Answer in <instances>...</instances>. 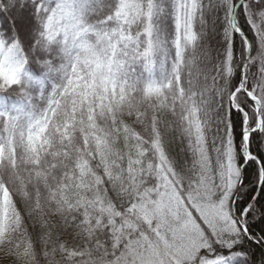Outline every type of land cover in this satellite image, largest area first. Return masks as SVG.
I'll use <instances>...</instances> for the list:
<instances>
[{
  "label": "snow or ice",
  "instance_id": "obj_1",
  "mask_svg": "<svg viewBox=\"0 0 264 264\" xmlns=\"http://www.w3.org/2000/svg\"><path fill=\"white\" fill-rule=\"evenodd\" d=\"M0 251L264 264V0H0Z\"/></svg>",
  "mask_w": 264,
  "mask_h": 264
},
{
  "label": "trees",
  "instance_id": "obj_2",
  "mask_svg": "<svg viewBox=\"0 0 264 264\" xmlns=\"http://www.w3.org/2000/svg\"><path fill=\"white\" fill-rule=\"evenodd\" d=\"M198 28V25H197ZM253 71H255V69H253ZM169 119H171V117H169ZM169 139H172V143L170 144V151L173 155V157L177 160L181 159V153H180V149H181V144H180V140L178 137V134H176L174 131L172 133H170V136L168 137ZM50 219H56L58 220L59 218H50ZM26 222H27V226L29 228V232L32 235L33 240L36 239L37 235L39 234V225H36V231L32 232V221L27 220L26 218ZM55 238V237H54ZM60 240H66L70 246H72L75 243H79V238L75 237L74 233L73 234H61L60 236ZM37 250L39 251V245H37ZM41 261L43 264V258L41 257ZM0 264H11V262L9 260H6L4 258V251H0Z\"/></svg>",
  "mask_w": 264,
  "mask_h": 264
}]
</instances>
